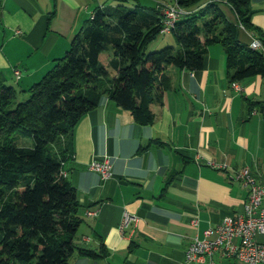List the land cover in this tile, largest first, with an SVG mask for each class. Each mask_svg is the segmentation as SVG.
<instances>
[{
	"label": "crops",
	"instance_id": "1",
	"mask_svg": "<svg viewBox=\"0 0 264 264\" xmlns=\"http://www.w3.org/2000/svg\"><path fill=\"white\" fill-rule=\"evenodd\" d=\"M140 1L163 10L175 0ZM107 2L113 0H0V73L6 82L25 89L40 79L93 8ZM249 6L252 23L264 30V0H249ZM239 38L249 42L256 35L240 24ZM164 73L168 85L161 101L151 103L152 122H136L104 95L75 125L63 169L80 203L76 242L102 249V255L75 250L67 264H208L186 262L185 251L225 215L242 212L247 190L233 171L247 167L264 184V77L231 82L220 43L207 46L200 70L168 66ZM249 99L262 103L250 107ZM103 157L111 162L105 178L88 166ZM87 209L97 212L87 215ZM124 211L136 219L121 228ZM256 238L264 241V233ZM213 258L243 264L219 252Z\"/></svg>",
	"mask_w": 264,
	"mask_h": 264
},
{
	"label": "trees",
	"instance_id": "2",
	"mask_svg": "<svg viewBox=\"0 0 264 264\" xmlns=\"http://www.w3.org/2000/svg\"><path fill=\"white\" fill-rule=\"evenodd\" d=\"M176 2L188 10L169 31L178 47L148 49L163 32L166 16L159 6L113 0L96 5L65 53L40 79L20 89L28 93L25 100L15 103L17 89L0 73V264H67L75 250L102 255V249L76 242L80 203L63 169L75 125L102 96L128 110L136 122L150 123L151 103L161 101L168 85L164 70H200L213 43L223 47L231 82L264 77V30L252 23L249 0ZM240 24L261 47L239 38ZM16 134L31 136L33 144L18 145Z\"/></svg>",
	"mask_w": 264,
	"mask_h": 264
},
{
	"label": "built area",
	"instance_id": "3",
	"mask_svg": "<svg viewBox=\"0 0 264 264\" xmlns=\"http://www.w3.org/2000/svg\"><path fill=\"white\" fill-rule=\"evenodd\" d=\"M166 24H163L162 31L169 32L171 20L175 15L182 14L188 10L179 6L176 0L164 5ZM251 44L260 47L257 39ZM16 78L20 76L18 67L13 69ZM218 167H225V164H215ZM88 166L97 170L102 177H109L111 174V162L109 158H93ZM232 177L241 182L247 190V199L244 203L242 212L236 215H225L221 222L216 226H210L204 230V236L193 237L185 251L186 262H207L217 264L213 258L214 253L219 252L222 257L233 258L243 264H264V241L256 238L257 234L264 233V184L252 174L247 168L243 167L233 171ZM95 209H87V215L96 214ZM136 216L129 211H124L121 228L135 220ZM193 224L197 219L192 220Z\"/></svg>",
	"mask_w": 264,
	"mask_h": 264
},
{
	"label": "rangeland",
	"instance_id": "4",
	"mask_svg": "<svg viewBox=\"0 0 264 264\" xmlns=\"http://www.w3.org/2000/svg\"><path fill=\"white\" fill-rule=\"evenodd\" d=\"M171 0H168L170 2ZM93 4V3H92ZM176 40L172 34V32H160L156 39L150 44L148 49L150 50H156L159 49L165 45H174L175 46ZM113 75V71H110V76ZM8 84H13L15 88L17 89V97L15 99V103L20 100H25L28 97L27 92L20 91V88L17 87L15 83H12V80L9 79ZM14 141L18 145H24V146H31L33 144V138L29 135H22V134H16L14 136Z\"/></svg>",
	"mask_w": 264,
	"mask_h": 264
},
{
	"label": "bare ground",
	"instance_id": "5",
	"mask_svg": "<svg viewBox=\"0 0 264 264\" xmlns=\"http://www.w3.org/2000/svg\"><path fill=\"white\" fill-rule=\"evenodd\" d=\"M181 15H182V14H178V15H175V16L173 17V19L171 20V28H172V26L174 25V23H175V21L177 20V18H178L179 16H181ZM164 24H166V17H165V19H164ZM257 44L261 47L260 40H257ZM251 46H253V47H258V46L253 45V44H251Z\"/></svg>",
	"mask_w": 264,
	"mask_h": 264
}]
</instances>
